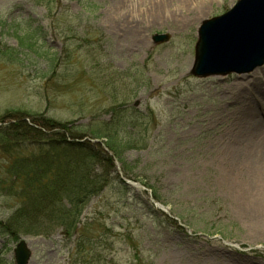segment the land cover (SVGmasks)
I'll use <instances>...</instances> for the list:
<instances>
[{"label": "rangeland", "instance_id": "1", "mask_svg": "<svg viewBox=\"0 0 264 264\" xmlns=\"http://www.w3.org/2000/svg\"><path fill=\"white\" fill-rule=\"evenodd\" d=\"M237 1L0 0V126L31 125L41 114L68 123L69 139L96 143L92 131L108 126L131 143L127 172L118 160L114 172L103 163L111 179L85 206L81 247L77 234L69 240L61 229L20 233L16 241L0 236L9 264H16L19 240L31 250L28 264H264V207L238 203L248 179L242 171L229 180L228 163L216 156L245 103L235 79L251 81L252 71L192 73L202 22ZM121 9L126 29L115 24ZM156 12L167 17L155 21ZM39 27L41 58L7 56L19 36ZM163 33L169 40L155 43ZM246 99L250 109L264 106L261 98ZM99 142L111 156L106 138ZM9 160L0 149L3 222L21 205L2 187L11 180Z\"/></svg>", "mask_w": 264, "mask_h": 264}, {"label": "trees", "instance_id": "2", "mask_svg": "<svg viewBox=\"0 0 264 264\" xmlns=\"http://www.w3.org/2000/svg\"><path fill=\"white\" fill-rule=\"evenodd\" d=\"M40 30L41 27L19 36V47L7 48V56L24 55L28 61L41 58L36 47L38 37H42ZM40 115L34 116L36 122L31 125L22 119L0 126V149L10 158L7 172L11 177L9 182H2V187L6 193L14 191L21 200L8 221L0 220V236L16 241L20 233L49 236L61 229L69 240L77 234L78 247H81L86 242L82 233L79 234L85 206L103 192L111 179L103 163L114 172L115 160H118L127 172L124 153L131 143L119 140L108 126L93 130V138H106L103 145L113 152L109 156L100 142L69 139L65 136L72 132L68 123L43 119ZM53 126L58 129L50 136L52 133L47 130ZM119 184L126 191L130 189L123 179ZM153 195L157 199L155 191ZM7 253L4 246L0 248V264H9Z\"/></svg>", "mask_w": 264, "mask_h": 264}, {"label": "water", "instance_id": "3", "mask_svg": "<svg viewBox=\"0 0 264 264\" xmlns=\"http://www.w3.org/2000/svg\"><path fill=\"white\" fill-rule=\"evenodd\" d=\"M193 74L205 77L244 73L264 62V0H238L225 13L207 19L199 28ZM155 34V43L168 41ZM16 264H28L31 250L26 240L14 248Z\"/></svg>", "mask_w": 264, "mask_h": 264}, {"label": "bare ground", "instance_id": "4", "mask_svg": "<svg viewBox=\"0 0 264 264\" xmlns=\"http://www.w3.org/2000/svg\"><path fill=\"white\" fill-rule=\"evenodd\" d=\"M182 1H184L182 3H187L188 0ZM125 13L126 10L121 9L118 18H116L117 27L121 26L126 29L129 25V17ZM150 17L157 21L167 16L156 12L150 14ZM170 17L173 19L176 16L170 15ZM251 71L253 76L251 81L245 80L247 78L245 74L235 79L237 87L241 89L237 98L239 101L241 99V105L243 101L245 103L243 108L239 110L238 120L240 123L233 122L230 131L223 135L219 144L220 150L218 149L216 156H221L228 163L227 176L229 180L231 178L233 180L234 176L242 175L243 171V176L248 179L247 194L242 196L244 200L240 199L238 203L255 209L264 207V106L250 109L251 102L247 101L246 98L254 96L257 100L260 98L264 100V87L258 86L260 82L264 84V65H258Z\"/></svg>", "mask_w": 264, "mask_h": 264}]
</instances>
